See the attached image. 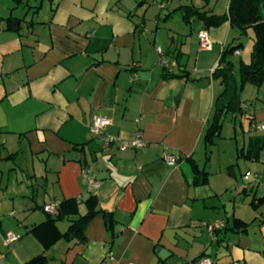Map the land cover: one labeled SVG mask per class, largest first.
I'll use <instances>...</instances> for the list:
<instances>
[{
	"label": "crops",
	"instance_id": "0c3cea01",
	"mask_svg": "<svg viewBox=\"0 0 264 264\" xmlns=\"http://www.w3.org/2000/svg\"><path fill=\"white\" fill-rule=\"evenodd\" d=\"M52 5L36 21L20 17L16 24L25 21L24 30L5 28L8 12H0V163L28 149L48 166L37 185L42 191L31 197L36 168L25 189L9 190L8 183V216L0 201V264H24L43 253L47 258L38 264H200L205 256L214 264H264V216L259 223L251 220L254 229H214L204 208L218 204H207L188 158L199 163L205 155L203 133L223 88L213 71L230 43V21L207 29L213 44L204 49L197 35L201 21L182 17L173 27V13L149 24L134 15L133 0H52ZM207 7L224 13L211 3ZM158 45L173 63V75L160 61ZM256 87L253 106L250 101L235 116L244 123L247 113L251 125L261 126L264 81ZM96 113L112 120L106 131L115 139L106 148L91 130ZM11 143L16 149L9 153ZM263 152L264 147L257 159L245 157L261 160ZM166 154L177 155V162ZM231 168L237 176L234 164ZM254 191L256 197L259 187ZM93 194L100 208L113 212V231L102 210L88 223L83 241L46 238L43 226L32 230L47 217L44 204L77 196L85 212ZM35 204L45 216L34 211ZM63 220H70L58 221L66 231ZM9 230L18 237L6 244ZM209 239L218 244L217 252Z\"/></svg>",
	"mask_w": 264,
	"mask_h": 264
},
{
	"label": "rangeland",
	"instance_id": "374dc122",
	"mask_svg": "<svg viewBox=\"0 0 264 264\" xmlns=\"http://www.w3.org/2000/svg\"><path fill=\"white\" fill-rule=\"evenodd\" d=\"M6 1H8V6H5L4 0H0V12H5V14L8 12V16L10 12H12L18 17L25 18L26 21H32V18L36 21L45 13H51V8L53 6L52 0H25V2L17 7H13L12 0ZM202 1L203 0H133V13L136 18L140 19L145 17V20L149 24H154L156 22L157 15L161 16V21H163L166 14L175 13L169 18V21L170 24H173V27H176L180 25L181 21H184L182 20V17L183 19L185 18L184 5H198V3ZM162 2L164 3L163 5ZM208 3L219 7L220 10L223 9L224 12L228 5L226 0H210ZM161 5L165 7H161ZM2 21H5V19ZM14 22L17 23L20 22V20L14 19ZM21 25V29L24 30L26 22L21 21ZM232 31L230 42L236 41L237 39H235V37H237L239 33L235 28H233ZM253 36L254 32L251 27L242 35L244 44L241 46V49L244 52L246 60H250L249 51L253 42ZM235 59L238 61L240 57L236 55ZM256 86L257 85L252 82H247L242 89L241 96L244 107L247 103H250L253 93L257 90ZM254 100L255 99L251 101L252 106ZM251 108L253 109V107ZM243 117L244 123H241L240 116L237 117L231 113L227 114L224 118L221 136L217 137L216 142L210 146L211 151L209 158L206 159V153H204L205 155H203V158L199 161L200 167H205V169L209 171L208 181L200 186L204 189L206 194V198L204 199H206L208 205L214 203L218 204L217 208L215 206L204 208L205 215H208L211 221L216 223L215 225L219 224L217 222L221 220H227L231 223L235 214L246 220H253L254 223H259L261 217L264 216V201L259 205H254L251 202L254 200V189L256 187H259L256 197L261 196L264 192V177L261 175V172H264V152L261 160H255L253 162L247 160L245 155L238 156L239 151H241L239 147L244 146V149L247 150L244 141H247L250 132L261 134H264V132L255 130L256 126L255 124L253 125V123L251 125L250 117L247 116V113ZM257 129L261 130L259 128ZM15 149V144L11 143L8 152L10 153ZM23 150L25 151L24 153L18 152L17 156L11 157L8 161L0 163V168H2L0 171V201H4L3 207L6 209L4 216L9 215L8 183L10 184L9 190L19 191L25 189L26 185L24 182L33 178L29 176V174H33L34 168H36L38 176L33 178L35 186L30 187L29 197L37 193V190L42 191L37 185H39L38 183H43L40 176L45 172V168L47 169L48 167L47 161H45V159L33 157L28 149ZM233 164L237 176L233 174L231 168ZM245 184H253V186L251 189L250 187L249 189H245ZM29 200L30 198L26 200V203ZM41 200V198L38 199V202L41 203ZM21 201L22 200H19L17 202L20 204L22 203ZM234 210L236 211L233 215ZM34 211L44 216L46 214L39 206H36ZM252 223L249 229H254V223ZM60 225L61 228L65 229L69 225V221L63 220ZM209 242L212 243V245H210L211 248H213L212 251L217 252L218 249L216 248L218 244H216L213 239H209ZM220 259L222 261V257L218 260L220 261Z\"/></svg>",
	"mask_w": 264,
	"mask_h": 264
},
{
	"label": "trees",
	"instance_id": "16d2710c",
	"mask_svg": "<svg viewBox=\"0 0 264 264\" xmlns=\"http://www.w3.org/2000/svg\"><path fill=\"white\" fill-rule=\"evenodd\" d=\"M210 0H205L203 5H184L185 18L190 22L198 20L203 23L202 28H210L217 26L226 20L230 21L232 28L239 31L236 41H231L223 47L220 55V61L213 71V75L220 79L223 88L219 94L216 95L213 103L212 114L208 120L205 131L203 133V143L205 145L206 159L210 156V146L216 142V138L221 136L224 118L227 114L243 113L245 107L242 103V89L247 82H252L256 85L262 84L264 81V0H229L227 11L218 13L213 8L207 7ZM25 0H13V7L19 6ZM2 16H0V19ZM21 19L14 15L6 16L7 25L5 28L19 29L21 24H16L14 19ZM252 28L254 32L253 42L250 50V60H246L240 53L241 46L244 44L242 35ZM237 31V32H238ZM241 52V51H240ZM238 55L240 59L237 61L235 56ZM165 66V65H164ZM168 70V75H173V65L171 67L165 66ZM258 127V125H256ZM259 128V127H258ZM264 147V135L253 134L247 150L244 146L239 147L238 156L249 155L251 158H258ZM193 170V182L197 185L205 184L209 179V171L205 167L201 168L200 164L194 156H189ZM257 199V201H256ZM264 201V195L255 197L252 200L254 205H259ZM100 200L96 194L91 195L86 199L87 210L80 212V202L76 197L64 198L59 201L58 212L49 213L44 221L35 224L32 230L38 231L43 226L47 234L46 238L56 240L60 237H66L68 240L77 238L78 240H86V227L92 217L99 211H104L107 227L113 231L116 218L112 211L104 210L99 207ZM68 218L70 220L69 227L66 231H62L58 226L60 219ZM251 221L245 220L242 217L234 216L233 221L223 222L222 225L214 226V229L221 227L220 230L228 231L234 230L238 232L246 231L249 228ZM220 224V223H219ZM45 238V239H46ZM50 245L46 242V246ZM202 256V255H200ZM198 256V257H200ZM47 255L45 253L36 255L24 264H38L45 260Z\"/></svg>",
	"mask_w": 264,
	"mask_h": 264
},
{
	"label": "built area",
	"instance_id": "2783aa9c",
	"mask_svg": "<svg viewBox=\"0 0 264 264\" xmlns=\"http://www.w3.org/2000/svg\"><path fill=\"white\" fill-rule=\"evenodd\" d=\"M164 3L162 2V5ZM198 39H199V44L201 46V48L204 49H208L212 47L213 41L208 33V30L206 28H201L199 29L198 33ZM157 51L160 53V61L162 62L163 65L165 66H169L171 67L173 65V63L171 61H168L167 58L165 57V55L163 54V50L161 48V46H157ZM236 53H240V51H236ZM112 122L111 118L103 116L101 114H94L93 115V120H92V124H91V130L92 132L97 135L102 143L104 148H106L111 142L114 141L115 136L108 133L106 131V126L109 125ZM258 127H264V125H261ZM137 144H143V141L138 140L136 141ZM128 146V143H123L122 147L125 148ZM166 160L175 163L178 160V156L175 154H166L165 156ZM84 175H88V171L84 169ZM90 178V182H93L95 184L96 187H98L100 185V182L92 175H89ZM58 205H59V201H51L50 203H46L44 204V209L45 211L49 212V213H57L58 212ZM223 223L217 224V225H222ZM215 225V226H217ZM18 237L17 234H15L13 231L9 230L6 231L5 233V237H4V242L6 244L11 243L13 240H15ZM198 262L200 264H214L213 259H211L210 257H200L198 259Z\"/></svg>",
	"mask_w": 264,
	"mask_h": 264
},
{
	"label": "clouds",
	"instance_id": "9594fccd",
	"mask_svg": "<svg viewBox=\"0 0 264 264\" xmlns=\"http://www.w3.org/2000/svg\"><path fill=\"white\" fill-rule=\"evenodd\" d=\"M199 31V30H198Z\"/></svg>",
	"mask_w": 264,
	"mask_h": 264
}]
</instances>
